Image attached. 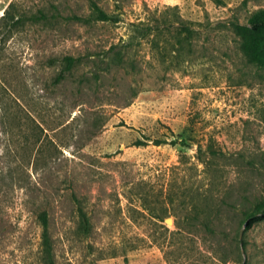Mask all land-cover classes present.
I'll use <instances>...</instances> for the list:
<instances>
[{
	"label": "rangeland",
	"instance_id": "rangeland-1",
	"mask_svg": "<svg viewBox=\"0 0 264 264\" xmlns=\"http://www.w3.org/2000/svg\"><path fill=\"white\" fill-rule=\"evenodd\" d=\"M262 8L0 0V264H264V26L244 49ZM212 143L251 164L240 175Z\"/></svg>",
	"mask_w": 264,
	"mask_h": 264
},
{
	"label": "trees",
	"instance_id": "trees-1",
	"mask_svg": "<svg viewBox=\"0 0 264 264\" xmlns=\"http://www.w3.org/2000/svg\"><path fill=\"white\" fill-rule=\"evenodd\" d=\"M89 18H90V20H109V19H111L105 12H103L100 9L96 13H94L93 15H91ZM224 23L227 24V22H224ZM236 25L237 24H235V27H236ZM247 26L248 27H247V30L245 32V45H244V49H246L247 52H248V46L250 47V45L252 44V39H256V36L253 33V31H255L256 29L260 28L261 26H264V8H262L259 11H257L256 13H254L249 18L248 23H247ZM145 29H146L145 34H150L151 31H154L155 30L154 26H152V25L146 26ZM186 31H188V29H186ZM190 31H191V33H193L191 29H190ZM177 34H178V32H177ZM178 38H179V42L182 43L183 42L182 41V38L180 36H178ZM249 53H250V51H249ZM69 61L70 62L68 64V68L65 69L63 72H61V74L59 75V78H58L59 80H61V79H63L65 77V72L68 71L71 68V66L74 64V62L76 60H75V58H69ZM184 141L185 140H183L182 143H186ZM142 143H145V142H142ZM172 143L174 144L176 142L173 141ZM207 150H208V152L206 151V153L210 154V156H212V157L220 156L221 155L224 159L231 160L230 165L231 166H236L237 168L239 167V169H240V171H239L240 175H241V173H244L245 170H246V168L251 164V161H249V158L246 155L240 154V153H231V154H228L227 155L224 152H221V151L218 152L217 150H215L213 143L208 147ZM199 153L200 154L203 153V146H201V145H199ZM208 154H206V155H208ZM200 159L206 165L205 173H207V175L210 176L211 175L212 168H213L211 166L213 164L211 165L209 163V161L205 159L204 156H203V158H201L199 156V160ZM262 159L264 161L263 156H262ZM247 187H249V184L248 183L246 185V188ZM246 188L244 190V193L243 192L240 193V196L242 198H247L248 197V195H246V194L249 193V188L248 189H246ZM215 198L212 197V198L208 199V204L207 205H208L209 209L216 208L217 207V205L215 203ZM259 203L262 204V206L264 205V195L259 198ZM180 204L184 205L185 207H187V205H189V204L192 205V208L196 212V214L194 213L195 214L194 219H195V222H197V223H195L196 226H199L201 228H206L209 231H211L212 233H215L216 232L215 228L212 227V224L214 225L215 222H214V220L210 216H208V218H210L208 220H206V219L205 220L204 219L202 220L201 216H199L200 214H203V212L205 211V208H203V210H202L203 212H201L198 204H195V203L191 204L190 202H188L186 200V198L182 199L180 201ZM260 208L261 207H258L257 209L259 210ZM80 213H81V217H82L81 229H82V231L84 233L89 234L92 231L90 219L83 212V209L82 208H80ZM251 213L252 212L250 211V209H247L246 211H244V213L242 214L243 215V218L241 219V221L242 222L243 221H247L248 218L250 217ZM185 215H188V214H185ZM153 217L156 218L157 220H160V221H163V219H164V217L161 216L160 214H158V215L157 214H153ZM182 217H184V216H181V218H180L182 221H177L176 222V224L178 225V227L181 230L184 229V227H185L183 221L186 222V220L184 218H182ZM42 222H43V226H44L43 237H44V241H45V244H46L47 253H48V255H51L52 254L53 246H52L51 236L49 234V221H48V216H47L46 213H44L42 215ZM241 228L242 227H240V233H241ZM178 233H179V231H178ZM181 245L178 244L175 247V250L173 251V254H176L175 252H178L180 250ZM170 254H172V252ZM167 256H168V254H167ZM180 258H176V259H180ZM176 261H178V260H174L173 264H175Z\"/></svg>",
	"mask_w": 264,
	"mask_h": 264
},
{
	"label": "water",
	"instance_id": "water-1",
	"mask_svg": "<svg viewBox=\"0 0 264 264\" xmlns=\"http://www.w3.org/2000/svg\"><path fill=\"white\" fill-rule=\"evenodd\" d=\"M168 223L172 224L173 223V219H168Z\"/></svg>",
	"mask_w": 264,
	"mask_h": 264
}]
</instances>
